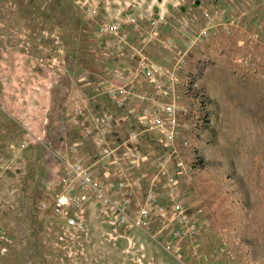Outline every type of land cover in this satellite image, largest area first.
<instances>
[{
	"label": "rangeland",
	"instance_id": "1",
	"mask_svg": "<svg viewBox=\"0 0 264 264\" xmlns=\"http://www.w3.org/2000/svg\"><path fill=\"white\" fill-rule=\"evenodd\" d=\"M0 264H264V0H0Z\"/></svg>",
	"mask_w": 264,
	"mask_h": 264
},
{
	"label": "built area",
	"instance_id": "2",
	"mask_svg": "<svg viewBox=\"0 0 264 264\" xmlns=\"http://www.w3.org/2000/svg\"><path fill=\"white\" fill-rule=\"evenodd\" d=\"M70 170L73 174L77 175L80 181L87 186H91L92 182L91 179L89 178L88 172L84 169L81 163L75 162L69 165ZM86 200V197H73V198H68L66 196H61L58 199V208L63 209L68 206H75L78 207L80 206L83 201ZM78 219L72 218L70 219V225L75 226L77 225Z\"/></svg>",
	"mask_w": 264,
	"mask_h": 264
}]
</instances>
